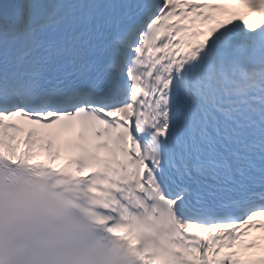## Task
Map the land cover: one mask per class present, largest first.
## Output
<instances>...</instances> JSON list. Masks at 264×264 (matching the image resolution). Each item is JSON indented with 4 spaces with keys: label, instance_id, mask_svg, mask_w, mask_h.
Here are the masks:
<instances>
[{
    "label": "snow or ice",
    "instance_id": "1",
    "mask_svg": "<svg viewBox=\"0 0 264 264\" xmlns=\"http://www.w3.org/2000/svg\"><path fill=\"white\" fill-rule=\"evenodd\" d=\"M21 146L143 213L141 264H264V0H0Z\"/></svg>",
    "mask_w": 264,
    "mask_h": 264
},
{
    "label": "clouds",
    "instance_id": "2",
    "mask_svg": "<svg viewBox=\"0 0 264 264\" xmlns=\"http://www.w3.org/2000/svg\"><path fill=\"white\" fill-rule=\"evenodd\" d=\"M39 224L41 227H51L53 226L54 222L47 217H41L39 219Z\"/></svg>",
    "mask_w": 264,
    "mask_h": 264
}]
</instances>
